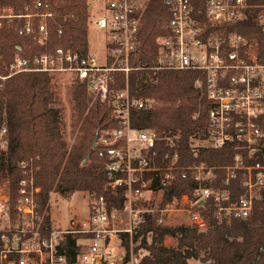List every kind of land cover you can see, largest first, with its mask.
I'll return each instance as SVG.
<instances>
[{"label": "built area", "instance_id": "2783aa9c", "mask_svg": "<svg viewBox=\"0 0 264 264\" xmlns=\"http://www.w3.org/2000/svg\"><path fill=\"white\" fill-rule=\"evenodd\" d=\"M167 2L170 32L157 37L158 53L151 65L135 61L146 0H99L97 7L90 4L87 18L88 28L98 39L97 50L90 49V39L85 52L61 44L40 51H18L0 70V87L22 72L79 80L90 97L112 104L115 118V125L102 129L95 140L103 154L105 188L110 194L94 192L90 218L81 227L44 224L46 213L38 211L37 199L42 191L41 165L33 157L18 160L21 176L15 185V211L10 208V182L0 184V264H69L58 247L64 233L81 234L82 247L72 264H134L133 237L145 213L159 209V222L168 224L181 202L184 205L179 209L188 211L190 225L199 230L208 227L206 218L193 208L201 198L215 202L220 220L251 214L264 188V61L256 37L229 31L228 27L250 16L264 25V2L207 0L204 22L192 16V0ZM54 15L51 3L45 0L26 4L23 9L0 4V26L12 24L19 35L41 46L49 42V21ZM58 32H63L62 25ZM135 69L198 72L195 86L209 101V125L194 137L193 148L233 146V162L227 166L205 161L179 165L177 133L135 128L132 110L147 107L146 100L130 88L129 75ZM121 74L125 83L117 88ZM8 136L4 123L0 125V152L7 148ZM257 155L254 162H245ZM220 169L224 170L225 186L239 174L243 192L237 198L228 188L204 185L205 179L217 178ZM190 174L199 180L200 198L194 202L183 194L159 208L164 189ZM118 195L122 196L120 207L114 201Z\"/></svg>", "mask_w": 264, "mask_h": 264}, {"label": "trees", "instance_id": "16d2710c", "mask_svg": "<svg viewBox=\"0 0 264 264\" xmlns=\"http://www.w3.org/2000/svg\"><path fill=\"white\" fill-rule=\"evenodd\" d=\"M36 0H0L16 9ZM55 12L49 21L50 39L40 50L64 45L85 52L88 47L87 18L90 13L88 0H45ZM262 3L264 0H249ZM207 0H192V16L201 21L206 18ZM145 23L141 29L138 55L135 61L153 64L158 53L157 37L170 32L171 17L167 0H150L145 10ZM63 32L59 33V26ZM248 37H256L259 53L264 61V25L247 17L228 27ZM35 41L17 33L12 24L0 26V70L5 68L18 51H36ZM198 72L177 69H138L129 75L132 93L153 100L144 108H134L131 113L135 128H149L160 133H177L179 165H193L205 161L210 165L227 166L234 160L233 146L212 148L202 146L195 150L193 139L207 130L209 101L206 93L195 86ZM52 75L44 72H22L11 76L0 87V125L9 129L7 148L0 152V184L10 182V208L16 209L15 185L21 176L18 160L33 157L41 165L38 194V211L45 213L44 224L51 226L47 214L51 193L62 191L71 196L75 191L87 190L110 194L105 188L107 174L103 166L101 148L95 145L100 131L115 125L113 106L110 102H90L85 84L75 80L72 86V113L68 123L64 109L59 106V92ZM124 75L119 76L116 87L124 86ZM91 104V105H90ZM199 112L197 117L193 115ZM74 135L69 143L67 135ZM256 158H246V163ZM224 170L217 178H207L204 185L228 188L237 198L243 192L239 174L227 186L223 184ZM199 180L193 175L179 177L174 185L165 188L159 208L165 207L174 197L189 195L196 202ZM122 205V196L114 199ZM208 221L205 230L187 224L159 222L160 210L145 213L133 237V248L147 252L138 264H190L191 258L202 259L207 264H264V188L248 217L220 220L217 206L206 198L203 206H194ZM177 239L176 245L165 244L166 236ZM81 234L64 233L59 238V250L72 264L81 250ZM129 246V244H128ZM194 264V263H193Z\"/></svg>", "mask_w": 264, "mask_h": 264}, {"label": "rangeland", "instance_id": "374dc122", "mask_svg": "<svg viewBox=\"0 0 264 264\" xmlns=\"http://www.w3.org/2000/svg\"><path fill=\"white\" fill-rule=\"evenodd\" d=\"M90 4H93L95 7L99 5V0H88ZM150 0H146V8L149 4ZM145 8V10H146ZM145 14V12H144ZM145 19V17H144ZM88 43H90V39H92V44L90 46V49L92 51L97 50L98 48V39L96 36H93V30L88 28ZM37 46H34L35 50H39L40 45L34 42ZM94 48V50H93ZM54 84L58 88L59 92V106H61L64 109L66 119L68 120V123L71 118L72 113V86L74 81L71 80V78L65 77V76H53ZM117 85V84H116ZM87 91V90H86ZM88 97L91 99L90 102L96 101L87 92ZM100 101V100H98ZM101 102V101H100ZM147 106L150 104L154 105L153 100H148ZM91 105V104H90ZM74 135H67V140L69 143H71L74 140ZM41 171V170H40ZM39 171V172H40ZM93 192L87 191V190H79L75 191L71 196L65 195L62 191H55L51 193L49 205L50 208L47 210V214L50 216L52 221V226L55 228H68V227H81L83 226L87 220L90 218V205L93 200ZM184 204L179 202L176 207L177 209L174 210V214L172 216V220H168V224H187L190 225L189 222V213L187 210H181L179 209L180 206H183ZM194 208V204H193ZM46 213V212H45ZM165 244L167 245H176L177 239L172 236H166L165 238ZM134 246V244H133ZM134 249V248H133ZM147 251L145 249H141L139 251V256L136 255L135 251L133 250V259L134 264H138L141 260L142 256ZM190 264H207L202 259H196L191 258L189 260ZM130 264V263H128Z\"/></svg>", "mask_w": 264, "mask_h": 264}, {"label": "water", "instance_id": "95a60500", "mask_svg": "<svg viewBox=\"0 0 264 264\" xmlns=\"http://www.w3.org/2000/svg\"><path fill=\"white\" fill-rule=\"evenodd\" d=\"M96 144V143H95ZM204 204V199L201 198L198 202H197V206H203Z\"/></svg>", "mask_w": 264, "mask_h": 264}]
</instances>
